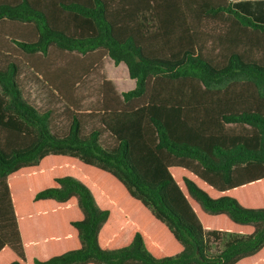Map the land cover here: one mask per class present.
I'll use <instances>...</instances> for the list:
<instances>
[{
	"label": "trees",
	"instance_id": "obj_1",
	"mask_svg": "<svg viewBox=\"0 0 264 264\" xmlns=\"http://www.w3.org/2000/svg\"><path fill=\"white\" fill-rule=\"evenodd\" d=\"M254 51L230 0H0V264H264ZM104 59L133 87L100 80L101 129L21 93L23 64L73 110Z\"/></svg>",
	"mask_w": 264,
	"mask_h": 264
},
{
	"label": "rangeland",
	"instance_id": "obj_2",
	"mask_svg": "<svg viewBox=\"0 0 264 264\" xmlns=\"http://www.w3.org/2000/svg\"><path fill=\"white\" fill-rule=\"evenodd\" d=\"M212 31H216L218 23L211 24ZM209 56L215 55L214 50ZM253 54L260 59L264 58V55L260 52H253ZM4 58L0 59V65L5 63ZM102 78L112 80L117 87V91L128 90L133 87V80L129 79L124 72L123 67L114 66L107 59L102 60L99 67L86 73L79 80V84L75 87L76 93V108L71 110L70 105L66 104L60 97L56 95L39 77V75L32 73L23 64L20 65V73L18 76V82L21 93L26 100L36 107L38 110H48L50 112V118L52 120V127L56 132H65L71 113L75 112L77 118L81 122V127L84 132L91 129H101V123L99 121V114H95L94 105L99 98L97 93V86ZM101 140L104 144H111V137L107 133H102Z\"/></svg>",
	"mask_w": 264,
	"mask_h": 264
},
{
	"label": "crops",
	"instance_id": "obj_3",
	"mask_svg": "<svg viewBox=\"0 0 264 264\" xmlns=\"http://www.w3.org/2000/svg\"><path fill=\"white\" fill-rule=\"evenodd\" d=\"M230 1L234 6V8L237 9L239 12L246 14L256 22L264 23V0H230ZM124 9H125L124 7L118 8V10L120 11ZM124 12L125 13H123L122 15L127 14L126 11ZM129 16L131 15L129 14ZM128 17H126L125 20H127ZM111 64L113 63L111 62ZM114 66L123 67L124 72L126 73V69L122 64H117Z\"/></svg>",
	"mask_w": 264,
	"mask_h": 264
}]
</instances>
